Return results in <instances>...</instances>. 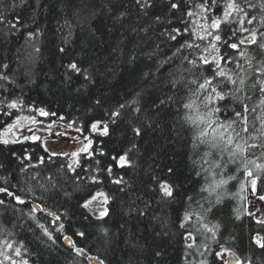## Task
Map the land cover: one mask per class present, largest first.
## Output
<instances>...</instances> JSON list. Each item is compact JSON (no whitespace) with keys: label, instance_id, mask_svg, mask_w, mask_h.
Listing matches in <instances>:
<instances>
[{"label":"trees","instance_id":"trees-1","mask_svg":"<svg viewBox=\"0 0 264 264\" xmlns=\"http://www.w3.org/2000/svg\"><path fill=\"white\" fill-rule=\"evenodd\" d=\"M235 1L242 11L217 32V55L232 58L222 62L232 71L245 64L241 51L254 66L264 59L253 44L227 47L252 30L264 43L259 0ZM198 3L204 0H0V130L15 114L8 109L15 102L43 109L47 119L80 129L91 142L69 164L39 140L0 141V189L13 194L0 192V264H224L216 255L222 249L231 254L228 264H264V221L246 208L244 158L231 163L227 153L214 151L205 159L206 146L194 141L196 129L184 119L183 104L196 87L189 82H202V74L211 76L215 68L185 60L197 58L211 40L184 31L193 18L187 12L220 18L225 4L208 0L210 11L203 12ZM193 42L201 49L181 48ZM71 63L81 72L70 70ZM247 94L258 103V91ZM226 105L217 114L221 120L239 110L230 98ZM97 122L100 131L92 132ZM261 152L257 147L245 158L264 164ZM120 156H126L123 166ZM247 169L256 178V194L264 196V170ZM159 180L172 186V197L162 194ZM220 180L226 183L204 190ZM97 189L108 196L103 217L83 206ZM16 197L41 210L33 212ZM204 224L218 225L215 235Z\"/></svg>","mask_w":264,"mask_h":264},{"label":"snow or ice","instance_id":"snow-or-ice-1","mask_svg":"<svg viewBox=\"0 0 264 264\" xmlns=\"http://www.w3.org/2000/svg\"><path fill=\"white\" fill-rule=\"evenodd\" d=\"M260 5L264 8V0H259ZM211 4H217V0H211ZM172 8H178V4H172ZM196 8H200L203 12L210 11L208 7V0H204V3H198L195 5ZM249 7H256V5L249 4ZM240 12L242 9L236 5L235 0H227L225 5V10L223 13V17H215L211 18V23H208L209 17L203 16L202 13L198 14L189 8L187 15L189 17H197L192 21V23L184 28L185 32H189L191 35L196 37L201 41L208 40L211 38L209 43H207L201 54L197 58L189 59L185 57V60L196 66L198 63L202 65H215L213 70V75L207 76L202 74V82L200 80L194 79L189 83L190 85H195V89L191 91V95L188 98V101L183 104V108L186 109V113L184 119L187 123L191 124L195 129L196 133L193 137L194 141H197L199 144L205 145L207 151L204 153V158L207 159L213 155L215 151L221 157L225 153H227L228 161L231 163H235L237 160L244 158L245 163V175L248 177H252L251 184L253 190L255 192L256 186V178L253 175L251 170L247 169V165H253L257 170H264V164L257 163L256 160H247L245 158V154L249 152H253L257 147L264 148V143H252L250 141L255 140H264V59L255 61L254 66V58L249 56L247 52L241 51L239 55L245 58V64H236V70H225L222 67V62L227 63L231 57L225 58L219 55H213V53H219L220 49L217 47V43L222 41L221 35L217 34L220 29L221 23L228 21V18L232 15L233 12ZM159 19V18H158ZM203 20V23L201 22ZM249 24L252 23V20L247 21ZM241 23H243V18H241ZM216 30L213 32L212 30ZM174 32H179V29H174ZM240 31L247 32L248 29H240ZM198 33H203L199 34ZM236 32L232 33V36L235 37ZM261 38H264V33H261ZM171 39L175 40L176 36H171ZM253 44L256 45L261 53H264V43H258L257 36L255 30H252L249 36L244 37L238 43H230L227 44V47L231 49H239L240 45L243 44ZM192 48L194 50H200L201 45L196 43H186L181 45V48ZM207 53L208 55H204ZM211 56V59L208 57ZM70 70H73L77 73L81 72V69L77 66L76 63H71L68 65ZM255 77L253 83L248 85L246 82L250 77ZM6 79V77H5ZM231 85V87H228ZM175 86V84L173 85ZM227 89V90H224ZM249 91L260 93V99L258 103L251 104L252 96L248 95ZM231 99L238 107L239 110H236L234 107L232 109V115L229 116L228 119L221 120L217 114H222L227 111L226 102L228 99ZM220 102H225V108L222 109L219 104ZM164 103V101H161ZM9 107L15 108L16 103L12 102L9 104ZM121 108L124 105L120 106ZM41 115H47L48 113L44 112L43 109L39 110ZM113 115H117V113H113ZM21 118H17V122H19ZM24 119H32L35 122L34 117H25ZM99 123V122H97ZM97 123L92 125V129L95 130L97 128ZM259 124L257 128L256 125ZM13 125H8L7 130L11 131ZM107 128L105 126V132ZM133 131L140 135V129L134 128ZM253 131L255 135H253ZM34 139H38L37 137H33ZM4 143H8L7 140ZM89 141V145H90ZM88 146H85L81 151H87ZM73 156L77 155V153H72ZM261 156H264V152H261ZM119 160L121 162V166L126 163V156H120ZM219 166V163L213 165ZM169 172L172 169H168ZM94 179V178H93ZM154 179H158L154 177ZM116 183H120V181H115ZM226 183L224 180H220L214 187L206 186L204 190L206 191H215L216 187H219L220 184ZM160 191L165 197H172L173 189L172 186L165 180H159ZM0 192H6L8 195H13L10 192H7V189H0ZM104 197L103 203L107 204L108 198L102 192H97L92 196L91 200H96L97 197ZM17 201L23 203L19 197H16ZM261 200H264V196L260 197ZM90 201H85L84 207H88L91 203ZM3 203V201H0ZM107 209L105 208L100 212V216L103 217L107 215ZM189 217L186 214L185 220ZM183 223L181 227H183ZM203 227L209 231L213 232L215 235L214 228L218 227V225L210 228L207 224H204ZM83 235V233H79ZM191 237V233L188 234ZM66 239H68L66 237ZM264 247V245H261ZM11 247V245H9ZM191 247V245H189ZM223 250V249H222ZM17 255H19V250H17ZM218 257L221 256V253L216 254ZM27 264V261L24 262ZM103 264V262H101ZM224 264H228L227 261H224Z\"/></svg>","mask_w":264,"mask_h":264},{"label":"rangeland","instance_id":"rangeland-1","mask_svg":"<svg viewBox=\"0 0 264 264\" xmlns=\"http://www.w3.org/2000/svg\"><path fill=\"white\" fill-rule=\"evenodd\" d=\"M224 10L227 0H224ZM236 3V1H235ZM237 5V3H236ZM223 13L221 17H223ZM197 17L191 18V23ZM215 18V17H212ZM208 23H211V18H209ZM203 23V20H201ZM250 34H245L244 37L249 36ZM213 55H217V53H213ZM211 58V56H209ZM20 108V107H19ZM41 109V108H40ZM38 108H20L14 114V118L9 120L2 129L0 130V141H14V138L11 134L13 129L16 130H23L24 134L20 138H28L34 139L33 137H37L47 150L56 154L64 156L69 164H74L78 158V155L81 152H88L89 151V138L87 134H84L80 131V129L73 127L69 124H65L63 122H59L56 120L47 119V115H41ZM45 112V111H44ZM21 118L19 122H17V118ZM25 117H34L35 122L32 119H24ZM98 124V123H97ZM8 125H13L11 131L7 130ZM98 125L95 130L92 129V132L100 131L98 130ZM85 146H88L87 151H81ZM72 153H77V155L73 156ZM118 162L120 160L118 159ZM121 163V162H120ZM251 177L245 176V198H246V208L247 211L257 220L264 221V200L260 199V195L254 192L252 184H251ZM97 192H102L108 198L106 192L102 189L95 190L85 201H90L92 196L95 195ZM104 197H97L96 200H91V203L86 208L90 212L97 214L103 211L106 208V204L103 203ZM85 201L83 205L85 204ZM218 253H221V257L224 261H227L229 257H231L230 252L228 250L223 249L220 250ZM12 262V261H11Z\"/></svg>","mask_w":264,"mask_h":264},{"label":"bare ground","instance_id":"bare-ground-1","mask_svg":"<svg viewBox=\"0 0 264 264\" xmlns=\"http://www.w3.org/2000/svg\"><path fill=\"white\" fill-rule=\"evenodd\" d=\"M27 108V107H30L29 105H22V104H19V105H17L16 104V107L15 108H8L10 111H12L13 113L14 112H16L17 110H19L20 108ZM30 108H32V107H30ZM34 109H36V108H34ZM38 109H40V108H38ZM12 114V113H11ZM14 118V114H12V116H11V118H10V120H12ZM13 130H16V129H13ZM17 131H23V130H17ZM23 134H24V132H23ZM23 134L22 135H20L19 137H18V139L17 140H15L14 139V141H21V140H24V139H28V138H22V139H20L22 136H23ZM31 140H33V139H31ZM44 147V146H43ZM45 148V147H44ZM45 150L47 151V152H49L50 154H53L52 152H50L49 150H47L46 148H45ZM56 154H58V153H56ZM58 155H60V154H58ZM62 156V155H61ZM64 157V156H63ZM20 200H22L23 202L24 201H26V202H28V203H30V205H31V210L33 211V212H35V213H38L40 210H41V208H40V205H39V203H37V202H35V201H32V200H29V199H25V200H23V199H20ZM19 202V201H18ZM88 210V209H87ZM89 211V210H88ZM90 212V211H89ZM90 213H92V212H90ZM92 214H94V213H92ZM97 214H99V213H97ZM94 215H96V214H94ZM70 238L71 239V237L70 236H64L63 238H62V242L65 244V242H64V239L65 238ZM72 240V239H71ZM257 240V239H256ZM66 245V244H65ZM67 246V245H66ZM68 247V246H67ZM73 247V242H72V246L71 247H69V248H72ZM76 249H82V248H74V252H75V250ZM83 250V249H82ZM84 251V250H83ZM75 253H77V252H75ZM78 254V253H77ZM79 255V254H78ZM80 256H82V257H87V254L84 252V255L82 254V255H80ZM230 258L231 257H229V259L227 260V261H230Z\"/></svg>","mask_w":264,"mask_h":264},{"label":"water","instance_id":"water-1","mask_svg":"<svg viewBox=\"0 0 264 264\" xmlns=\"http://www.w3.org/2000/svg\"><path fill=\"white\" fill-rule=\"evenodd\" d=\"M11 134H12V136H13V138L15 139V140H17L18 139V137L20 136V135H22L23 134V131H17V130H12L11 131ZM257 239V238H256ZM257 241L259 242V240L257 239ZM64 242H65V244L68 246V247H71L72 246V240L70 239V238H68V239H64ZM75 252H77L79 255H84V251L82 250V249H76L75 250Z\"/></svg>","mask_w":264,"mask_h":264},{"label":"flooded vegetation","instance_id":"flooded-vegetation-1","mask_svg":"<svg viewBox=\"0 0 264 264\" xmlns=\"http://www.w3.org/2000/svg\"><path fill=\"white\" fill-rule=\"evenodd\" d=\"M55 153H58V152H55Z\"/></svg>","mask_w":264,"mask_h":264}]
</instances>
